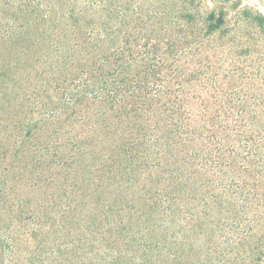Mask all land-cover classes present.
Masks as SVG:
<instances>
[{"label": "trees", "instance_id": "obj_1", "mask_svg": "<svg viewBox=\"0 0 264 264\" xmlns=\"http://www.w3.org/2000/svg\"><path fill=\"white\" fill-rule=\"evenodd\" d=\"M138 9L0 0V264H264L261 74Z\"/></svg>", "mask_w": 264, "mask_h": 264}, {"label": "rangeland", "instance_id": "obj_2", "mask_svg": "<svg viewBox=\"0 0 264 264\" xmlns=\"http://www.w3.org/2000/svg\"><path fill=\"white\" fill-rule=\"evenodd\" d=\"M123 1L135 11L142 8L143 17L159 9L166 11L172 20L179 23L192 24L196 29H213L214 37L232 44L226 68L234 73L237 66L240 71L247 73L246 76H250V73L261 74L256 84L264 90V0ZM180 15H188L187 20L180 18ZM220 20H223L222 24Z\"/></svg>", "mask_w": 264, "mask_h": 264}]
</instances>
